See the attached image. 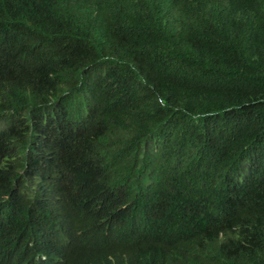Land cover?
Listing matches in <instances>:
<instances>
[{
    "label": "trees",
    "instance_id": "1",
    "mask_svg": "<svg viewBox=\"0 0 264 264\" xmlns=\"http://www.w3.org/2000/svg\"><path fill=\"white\" fill-rule=\"evenodd\" d=\"M68 233L70 264H264V0H0V264Z\"/></svg>",
    "mask_w": 264,
    "mask_h": 264
},
{
    "label": "clouds",
    "instance_id": "2",
    "mask_svg": "<svg viewBox=\"0 0 264 264\" xmlns=\"http://www.w3.org/2000/svg\"><path fill=\"white\" fill-rule=\"evenodd\" d=\"M80 3H83L85 0H74ZM42 182V184L38 185L33 190L25 191V194L31 198H37L42 205L46 206H54L55 202H58V183L54 180H47V178L37 181ZM59 232L62 234L64 230L59 227ZM241 228L237 231L240 233ZM221 237H224V233L220 234ZM73 234L68 233L61 237H55L51 235H44L41 238H38L37 241L32 245L33 254L32 259L35 260L36 264H70L69 260L66 258V254L69 250L67 245V241L70 243L73 242L74 238ZM202 242L199 244V242ZM195 244L188 243L185 241L182 246L184 249L195 248L196 250L201 251V254L198 255L200 264H206L207 255L209 253L211 241H204L201 239H197L194 241ZM233 249H234V257L241 256L246 259L251 256H255L257 250L250 245H243L241 243V238H236L233 241ZM212 250V248H211ZM88 255V254H87ZM88 259L89 264H122V262L127 258V255L121 252L112 242H107L99 256H102L100 259H94L90 255ZM234 258V259H235ZM233 259V260H234ZM247 260V259H246ZM210 261V260H209ZM207 262V264L209 263ZM247 262H250L247 260ZM131 264H146L144 261L133 262Z\"/></svg>",
    "mask_w": 264,
    "mask_h": 264
}]
</instances>
